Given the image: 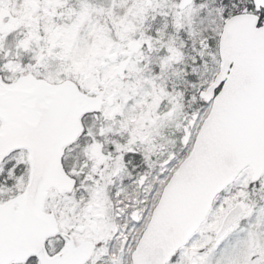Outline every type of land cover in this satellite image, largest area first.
<instances>
[{
  "label": "snow or ice",
  "instance_id": "6c2138e0",
  "mask_svg": "<svg viewBox=\"0 0 264 264\" xmlns=\"http://www.w3.org/2000/svg\"><path fill=\"white\" fill-rule=\"evenodd\" d=\"M0 264H264V0H0Z\"/></svg>",
  "mask_w": 264,
  "mask_h": 264
}]
</instances>
